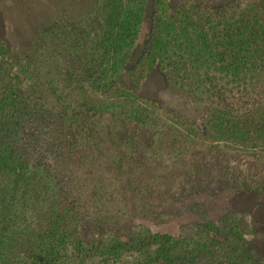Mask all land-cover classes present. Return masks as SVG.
<instances>
[{
	"label": "rangeland",
	"instance_id": "rangeland-1",
	"mask_svg": "<svg viewBox=\"0 0 264 264\" xmlns=\"http://www.w3.org/2000/svg\"><path fill=\"white\" fill-rule=\"evenodd\" d=\"M251 5L264 17V0H168L171 14L194 10L217 18ZM113 8L110 0H0V89L19 88L27 104L20 123L23 155L56 172L80 208L87 242L134 235L142 224L168 225L189 237L206 220L223 236L236 216L249 233L250 257L264 264V156L219 147L184 156L159 152L150 130L98 109L115 87L103 80L102 44ZM156 21L148 12L142 60L116 87L150 99V109L168 125L204 129L210 103L197 102L169 69L150 73L144 66ZM21 66L32 75L22 74ZM66 111L80 112L79 120L72 115L77 126L64 119ZM113 158L115 166L108 164Z\"/></svg>",
	"mask_w": 264,
	"mask_h": 264
},
{
	"label": "trees",
	"instance_id": "trees-1",
	"mask_svg": "<svg viewBox=\"0 0 264 264\" xmlns=\"http://www.w3.org/2000/svg\"><path fill=\"white\" fill-rule=\"evenodd\" d=\"M110 1L103 80L115 87L98 109L150 130L159 152L184 156L219 147L245 157L264 156V17L258 7L217 18L194 10L171 14L168 0L151 6V0ZM151 11L157 21L144 66L150 73L169 69L197 102L210 103L204 129L168 125L157 108L150 109V99L116 87L121 75L142 60L141 32ZM20 72L32 75L27 66ZM27 110L19 88L0 89V264H256L249 255V233L236 216L223 236L206 220L189 237L168 225L142 224L134 235L87 242L80 208L56 172L23 155L20 123ZM69 112L64 119L77 126L72 115L79 120L80 112Z\"/></svg>",
	"mask_w": 264,
	"mask_h": 264
}]
</instances>
